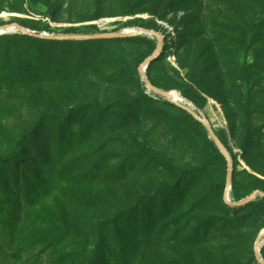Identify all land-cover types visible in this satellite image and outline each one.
<instances>
[{
	"label": "rangeland",
	"instance_id": "rangeland-1",
	"mask_svg": "<svg viewBox=\"0 0 264 264\" xmlns=\"http://www.w3.org/2000/svg\"><path fill=\"white\" fill-rule=\"evenodd\" d=\"M263 15L264 0H0V156L45 114L0 165L3 206L22 207L0 264H85L97 243L99 264H261L264 201L225 200L212 136L140 67L158 50L149 83L207 121L236 202L264 189ZM138 28L159 48L38 36Z\"/></svg>",
	"mask_w": 264,
	"mask_h": 264
},
{
	"label": "water",
	"instance_id": "water-1",
	"mask_svg": "<svg viewBox=\"0 0 264 264\" xmlns=\"http://www.w3.org/2000/svg\"><path fill=\"white\" fill-rule=\"evenodd\" d=\"M16 28L19 29L18 26H15ZM5 27L0 28V32H2ZM140 34H147L150 36H154L158 39V48L160 46V41H161V36L155 32L154 30L151 29H145V28H138L136 30H132L129 32H109V33H103V34H94V35H70V36H51V35H43V34H37L38 36H42V37H46V38H51V39H95V38H125V37H132V36H136V35H140ZM158 55V50H155L154 53L148 57L144 63L141 65L140 70H141V75L143 77V81L145 86L154 94L161 96V97H165L166 99H170L174 104L178 105L179 107H181L182 109H184L185 111H187L188 113H190L192 115L193 118L198 119L200 122H202L205 126V128L207 129V131L210 133V135L213 138V141L216 145V147L218 148V150L220 151V153L224 156V158L226 159L227 162V166H228V177H227V188L225 191V200L227 202H229L230 204H232L233 206L236 207H240L243 205H246L247 203L253 201L255 199V196L258 195L261 198H264V192L263 191H256L251 193L250 195H248L247 197L236 201V202H230L227 199V192H228V188H229V184H230V179H231V170H232V166H231V161L229 159V155L225 149V147L223 146V144L221 143V141L218 139V137L213 133V131L211 130L209 124L207 123V121L205 119H203L199 114H197L195 111H193L191 108H189L186 104H180L177 101L173 100L171 97V93L170 91H165L159 88H156L155 86L151 85L147 79L146 73H145V69H144V65H148L151 61H153ZM264 245V240H261L260 242H258L255 246V251H256V259L257 261H259L261 264H264V261L261 259L260 254H259V250L260 247Z\"/></svg>",
	"mask_w": 264,
	"mask_h": 264
},
{
	"label": "trees",
	"instance_id": "trees-1",
	"mask_svg": "<svg viewBox=\"0 0 264 264\" xmlns=\"http://www.w3.org/2000/svg\"><path fill=\"white\" fill-rule=\"evenodd\" d=\"M258 21L260 22H264V15L258 18ZM166 91L168 90V88H164ZM143 99H147L148 95L143 94L142 95ZM167 104L173 105L169 103L168 101H164ZM90 104H85V105H81V106H74L71 109H79V108H87L90 107ZM181 113H183L184 117L194 120V118L192 117V115L190 113H188L187 111H185L184 109H180ZM45 114H40L38 117V121L39 122L40 119L44 118ZM34 123L29 130L23 132L18 140H17V149L11 153L5 154V155H1L0 156V165H4L7 163L12 162L13 160H15L17 154L22 150L23 148V143L28 139V137L31 135V133L34 131L36 124ZM214 150L217 153V157L221 160V162L223 164H226V159L224 158V156L220 153V151L218 150V148L214 145ZM224 184H222L219 187V191L223 192L224 191ZM262 191H264V189H262ZM244 197V196H243ZM243 197H235V200H240ZM261 198V197H260ZM4 200H5V195H3L0 192V250L7 248L8 246L6 244H10L12 243V238H13V229L11 227V221L15 218V214L13 213V211H11L10 205L14 206L16 209L20 208L21 206V201H13L12 204H9V206H3L4 205ZM262 201H264V198H261ZM22 208V207H21ZM99 241V240H98ZM15 256V255H14ZM13 256V257H14ZM100 250H99V245L98 243L95 244L92 248L91 251V257L90 259L85 263V264H99L100 262ZM8 256L5 257L3 259V262L6 263L8 261Z\"/></svg>",
	"mask_w": 264,
	"mask_h": 264
},
{
	"label": "bare ground",
	"instance_id": "bare-ground-1",
	"mask_svg": "<svg viewBox=\"0 0 264 264\" xmlns=\"http://www.w3.org/2000/svg\"><path fill=\"white\" fill-rule=\"evenodd\" d=\"M2 30H3V29H2ZM146 67H147V66L144 65V69H145ZM145 70H146V69H145ZM140 72H141V70H140ZM171 97H172V99L175 100V101H180L179 98H178V95H177L175 92H173V91H171ZM262 235H264V231L260 234V236H262Z\"/></svg>",
	"mask_w": 264,
	"mask_h": 264
}]
</instances>
